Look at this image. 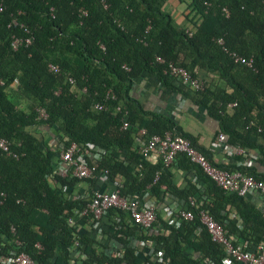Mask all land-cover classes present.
<instances>
[{
	"label": "trees",
	"instance_id": "obj_1",
	"mask_svg": "<svg viewBox=\"0 0 264 264\" xmlns=\"http://www.w3.org/2000/svg\"><path fill=\"white\" fill-rule=\"evenodd\" d=\"M169 1L0 0V140L9 152L0 149V264L11 251L36 264H236L224 261V249L211 240L199 211L232 241L249 249L264 246L259 207L221 190L184 154L175 155L167 169L159 159L141 156L135 145L138 129L143 141L167 132L187 140L212 166L264 184L257 170L264 166V6L261 0H175L185 7L180 15L188 26H180L163 10ZM23 28L30 42L13 50L10 41L24 37ZM231 52L251 59L252 68L233 62ZM167 64L185 69L202 88L169 75ZM143 76L213 121L212 140L222 135L221 145L244 153L217 163L169 111L145 109L131 95ZM71 143L101 151L96 158L85 156L95 179L59 175L58 153ZM175 171L184 174L183 187L175 184ZM101 174L121 197L173 201L192 219L173 227L169 220L176 211L169 217L158 211L144 229L112 208L100 220L105 230L88 235L82 227L91 228V220L77 213ZM79 184L87 185V193L78 192ZM145 251L160 253L161 261Z\"/></svg>",
	"mask_w": 264,
	"mask_h": 264
},
{
	"label": "built area",
	"instance_id": "obj_2",
	"mask_svg": "<svg viewBox=\"0 0 264 264\" xmlns=\"http://www.w3.org/2000/svg\"><path fill=\"white\" fill-rule=\"evenodd\" d=\"M261 5L264 6V0H261ZM84 14V12H82ZM14 24V21H11ZM22 28V26L20 25ZM24 37H15L10 41V47L15 50L21 44H28L30 42V37L28 30L23 28ZM189 35V32H187ZM26 35V36H25ZM221 44V41L218 40ZM233 62L242 64L247 68H252L251 59H245L233 52L228 53ZM159 61V60H158ZM167 73L171 76H175L181 80L182 83L187 84L192 89H201L202 83L196 79H192L185 69L172 64H167ZM48 70L51 72H57V68L53 65H48ZM72 81L69 80V83ZM3 85V81L0 79V86ZM84 92V89L81 90ZM106 98L113 99L112 95L106 94ZM234 104H228V106H233ZM96 110L103 109L100 104H95L93 106ZM118 108H115V112H118ZM37 117L45 119L46 114L43 109H37ZM127 127L126 122H122L121 128L125 129ZM143 129H138L135 135V145L137 147V152L143 157H149L151 155L159 159L163 168H170L175 155L178 153L184 154V156L189 160L190 163L197 165L202 173L209 178L217 187L225 192L235 193L237 196L245 197L249 193L258 192L264 196V184L254 180L250 176H245L242 173L228 172L226 170L218 169L207 162L203 155L198 151L193 149L187 140L178 137L171 136L169 133H164L162 136L153 135L147 140H142ZM223 136L219 135L216 138L218 144H222ZM0 149L3 152H8V144L4 140H0ZM222 150L228 156L231 155H241L244 152L242 149L236 148L232 149L228 146L222 145ZM101 151L90 145H87L85 149H81L77 145L71 143L68 147L60 150L58 153L57 161V171L60 176L69 175L76 179H95V168L92 166H87L85 163V156L92 155L96 158ZM248 157L254 159L252 154H248ZM158 173H155V178H157ZM98 179L100 181H105L106 177L101 174ZM113 187L118 186V184H112ZM192 205V202L190 201ZM118 209L126 212L133 223L141 226L144 229H148L155 219L157 211L165 214V217L175 210L176 214L169 220V224L173 227H178L181 221H189L192 219V214L184 209L176 210V208L170 205L158 204L153 199L149 198L148 195H143L141 199L137 195L131 197H121L118 195L117 188L111 190H93L91 195L85 205V207L77 213L78 217L89 216L91 220L92 227H97L101 218L105 216L108 209ZM262 214L264 215V206L260 208ZM198 218L200 223L204 226L207 233L209 234L211 240L217 244H220L224 249L225 262H232L236 264H264V246L256 245L253 249H249L244 242H234L227 238L220 225L214 222L211 217L203 211L198 212ZM68 223H72V219L68 220ZM77 229V225L75 226ZM12 231V229H11ZM15 245H19V242L14 241ZM74 244H76L74 242ZM137 246H141V242L136 243ZM35 248H39L38 244H35ZM151 255L152 261L160 262L161 254L152 253L149 251L147 253ZM4 264H36L27 255L22 252H9L8 256L4 259Z\"/></svg>",
	"mask_w": 264,
	"mask_h": 264
},
{
	"label": "crops",
	"instance_id": "obj_3",
	"mask_svg": "<svg viewBox=\"0 0 264 264\" xmlns=\"http://www.w3.org/2000/svg\"><path fill=\"white\" fill-rule=\"evenodd\" d=\"M178 19L183 20L180 15ZM131 95L136 98L147 110L157 112L169 111L170 115L178 122L183 131L196 137L197 143L210 151L215 162L223 164L231 162V157L223 152L222 145L218 144L216 139L212 140L213 133L216 129V124L206 118L203 112H201V110H199L197 107L189 105L178 96L166 94L159 88L154 79L149 76H143L142 79L136 83L132 89ZM149 159L150 161L154 162L156 157L151 155L149 156ZM257 170L264 173V166L257 167ZM184 179L186 178L182 172H174V181L178 187L184 186ZM96 185H98L96 186L98 187L97 190H111L109 184H107L105 181L99 180ZM77 190L80 194L87 193V185L79 184ZM245 198L250 200L256 207L261 208L264 206V196L258 192L249 193L245 196ZM169 205L171 207L177 208V205L174 204L173 201L170 202ZM103 225L104 224L100 225L99 222L97 227L91 226L90 228L87 225L82 227L81 223L80 225H77V230L82 227V231L84 233L97 236L98 231H100L101 228L102 230H105V226ZM145 253L147 254V251H145Z\"/></svg>",
	"mask_w": 264,
	"mask_h": 264
},
{
	"label": "rangeland",
	"instance_id": "obj_4",
	"mask_svg": "<svg viewBox=\"0 0 264 264\" xmlns=\"http://www.w3.org/2000/svg\"><path fill=\"white\" fill-rule=\"evenodd\" d=\"M184 8L185 7L183 4L178 5L175 3V0H170L169 3L165 4V6L163 7V10L167 11L171 15V17L175 20V22L179 24L180 26H188L186 22L178 19L179 15L182 12H184Z\"/></svg>",
	"mask_w": 264,
	"mask_h": 264
},
{
	"label": "bare ground",
	"instance_id": "obj_5",
	"mask_svg": "<svg viewBox=\"0 0 264 264\" xmlns=\"http://www.w3.org/2000/svg\"><path fill=\"white\" fill-rule=\"evenodd\" d=\"M18 48H19V47H18ZM95 175H96V174H95ZM121 195H122V194H121ZM121 195H120V196H121ZM124 196H125V195H124ZM130 196H131V195H130ZM111 209H112V208H111ZM108 211H109V210H108ZM73 223H74V222H73ZM32 260H33V259H32Z\"/></svg>",
	"mask_w": 264,
	"mask_h": 264
}]
</instances>
